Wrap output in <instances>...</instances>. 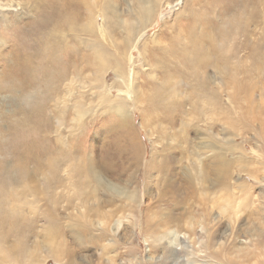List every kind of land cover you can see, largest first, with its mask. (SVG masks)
Returning a JSON list of instances; mask_svg holds the SVG:
<instances>
[{
  "label": "rangeland",
  "instance_id": "rangeland-1",
  "mask_svg": "<svg viewBox=\"0 0 264 264\" xmlns=\"http://www.w3.org/2000/svg\"><path fill=\"white\" fill-rule=\"evenodd\" d=\"M87 1L97 16L99 43L110 55L126 59L123 55L134 45L128 70L132 79L135 71L138 73L139 80L132 87L135 97L145 91L139 85L143 74L156 77L141 56L143 45L147 44L148 56L154 44L167 48L174 24L182 27L176 37L179 45L193 43L182 32L193 23L189 18L188 0ZM254 1L261 10L255 26L257 33L241 36L235 43L245 45L240 53V66L253 74L237 77L244 85L243 90H235L232 80L222 98L234 124L216 121L209 127L208 115L204 113L192 123L190 110L194 100L189 87L196 82L186 78L180 85L186 92L182 91L180 97L183 107L177 113L179 125L170 120L144 125L142 112L136 107L128 110L129 125L122 127L118 125V114L97 110L96 106L102 104L101 95L112 99L123 95L114 85L123 79L118 80L111 70L101 73L97 66L82 71L83 56L89 55V50L79 41L90 38L78 33L82 37L76 40L69 31L71 22L86 24L87 12L72 3L61 5L63 0H0V164L9 181L7 188L12 190L13 182L19 179V220L29 235L23 243L19 240V262L12 255L16 253L14 237L6 244L0 241V264H241L243 259L244 264H264V0ZM205 3L207 0L202 1L203 6ZM192 10L196 14L203 11L200 5ZM158 11L160 14L156 17ZM230 17L217 14L219 26L227 28ZM57 21L60 26L56 25ZM255 27L251 25L250 30ZM51 33L62 40L58 48L59 62L63 67H74L69 74L74 83L68 89L69 81L63 82L66 86L61 84L63 90L57 97L60 109L71 105L63 114L65 123L59 126L55 123L48 130L42 128L40 151L44 167L38 171L28 152L34 147L37 121L30 123L38 117L33 115V105L39 100L47 104L48 113L54 117L52 103H48L51 91L48 95L49 89L36 74L41 71L43 61L40 41L51 37ZM252 44H258L261 55L251 56ZM156 73L158 82L162 81V76ZM208 74L214 81L219 77L213 69ZM92 78H101L104 85L97 87ZM129 97L133 104V96ZM75 102H83L87 108L93 106L95 111L94 115H86L88 122L84 130L72 109ZM181 121L192 123L193 127L184 132ZM60 135L64 143L57 141ZM16 152L19 158L23 157L26 172H16ZM223 159L227 170L219 175L216 169ZM159 161L166 165L164 171L154 168ZM54 163L59 167L57 171L51 169ZM210 169L213 173L209 178ZM49 183L56 196L62 197L59 204L51 205L46 199L38 201V193H46ZM25 186L29 191L24 190ZM37 187L39 190L35 191ZM74 187L80 198L77 196L72 203ZM127 194L134 198L129 199ZM224 201L234 207L240 204L238 213L223 215L219 204ZM7 208L12 210L10 206ZM54 220H58L61 232L58 244L69 252L62 255L60 262L43 245L42 231ZM238 249L247 255L237 254ZM24 251L27 256H22ZM250 258H256L257 262L249 261Z\"/></svg>",
  "mask_w": 264,
  "mask_h": 264
},
{
  "label": "bare ground",
  "instance_id": "bare-ground-1",
  "mask_svg": "<svg viewBox=\"0 0 264 264\" xmlns=\"http://www.w3.org/2000/svg\"><path fill=\"white\" fill-rule=\"evenodd\" d=\"M202 1L203 0H188V3H187V8L189 7V9L191 10L190 11L191 13H189L190 14L189 18L191 19V22H193V23H192L191 27L188 28V30H182V32H185L186 34H188L189 40L193 41L192 44H189V45L185 44V45H183V47H181L179 45L180 42L178 41V39L176 37L181 32L182 27L178 24H176V25L174 24V25H172L173 33H172V35H170V41H169L170 43L168 44L167 48H165L164 46L159 45V44H154L153 48L151 50V53L148 56L147 53H145V50L147 49L146 48L147 44H145L141 47V50H142L141 56L145 60V62L151 66V72L156 74V77H150L149 75L143 74V77H142L143 80L140 81L139 85L142 86L144 88L143 90H145V91H143V93L141 95H139L140 92H138L136 94V97H135V93L132 92V87L135 88V85L137 84V80H139L138 73L135 71V73L133 74V79H132V77H130V72L128 70V66L130 65L129 62L131 63V60H132L131 55L133 52V46L134 45L129 47L127 54L123 55L124 58H126V59H123V57H119L115 54L110 55L109 52H107L108 50H106L105 46L100 44L99 40L97 38V25H96L97 24V22H96L97 16L95 14L94 7L87 0H71V1L70 0H63L61 5L67 6L68 4L72 3L76 7H79L80 9L81 8L84 9V11L87 12V15L89 18V20L86 21V24H79L77 22H71L70 26H69V31L71 32L72 37L74 39H76V40L78 39V37H79L78 33H80V34L84 33V34H86L87 37L90 38V39H86L83 42L79 41V43H83L84 47H86L89 50V55L86 54L83 56V63H82L83 66H82L81 70L85 72L87 70H91L94 66H97L98 67L97 69H99L101 71V73H103V70L107 71L108 73L111 70V71H113L114 75L116 77H118V80L120 78L123 79V82L114 83V85L120 89L119 91L121 93H123V95H119L115 99L114 98L112 99V97L110 98L106 94L101 95L100 99L103 101H102V104L99 105L100 107L96 106L97 110L100 109V110H105V112L118 114L120 116V121H119L118 125H121L122 127H124L125 125L128 124L126 122V116H127L128 110L130 108H136V107L139 110H141V112H142V117H143L142 119H144L142 123L144 125L154 124V123L157 124L158 122H160V120H166L167 121L166 123H168L169 122L168 120H170L171 123H173V124L177 123L178 124L179 119L177 121V117L180 116V114L177 115V113L183 107V104H182V101L180 100L181 99L180 97L182 96L181 93H183L184 90H181V89H185L182 86H181L182 87L181 88L180 85H181V82L183 79L187 78L188 80H190L192 78L191 81L195 80V82H196L194 85H191V87H189L193 93V96L191 93H190V95L192 96V99L194 100L192 102L191 110H190V114L193 118L192 123L196 119L198 120L200 118V114H202V113L208 115L209 127L212 126L213 123H215L216 121L222 122L223 124L224 123L227 124V123H230L232 121L231 117H230L231 114L229 113L228 107L225 104V102L223 101L225 94H226L224 92H225V90L228 89L227 85L232 80H234L235 83H234L233 87L235 88V90L236 89L241 90L242 88H244V85L239 83V80L237 77L241 76V75H245V77L247 78L249 75L253 74V73L250 74L251 70H246L240 66V64L242 63V60H241L242 57L240 56V53L245 48L244 47L245 45L244 44H235V43L237 42V39L239 40V38L241 36H245L246 34L248 35L250 32L253 35H255L257 33L256 32L257 27H255V26L258 24L257 22L259 21L258 18L261 15L260 14L261 10L256 8L255 5L257 3L254 0H207V3H205L206 4L205 6L202 5ZM196 5H200V7L203 11L200 13H197V14L194 13L192 8ZM191 6H193V7H191ZM54 7H55V5H54ZM61 7H63V6H61ZM57 8H59V7H57ZM235 12H236V15H235ZM192 13H194V14H192ZM159 14H160V11L157 12L156 17H158ZM208 14L213 15V17L212 18L208 17ZM217 14L219 16H221V15H228V17L231 16L229 19H232V20H230L229 22H227V20H226V22L228 23V24L226 23L228 25L227 28L224 26L223 27L219 26V23H218L217 18H216ZM180 16H183V15H181V13H180ZM149 20L151 21V19H149ZM149 20H147V21L150 22ZM66 21H67V18L64 19L63 23H66ZM215 22H217V27H214V25H216ZM59 24H60L59 21H57L56 25H59ZM165 25L166 24H164V27H166ZM251 25H254L255 30H252V31L250 30ZM148 29L149 28H147V29L144 28L143 30L148 31ZM128 30H129V27H128ZM143 30L139 34V36L141 34H143ZM160 32L162 33L163 30H161ZM80 37H82V36H80ZM135 38H137V37H135ZM83 39H85V38H83ZM204 41H206L207 44H201ZM61 42H62V40L57 39V37H55V35L51 33V37L48 38V36H46L43 41H40V44L38 43L42 47L43 61H41L42 62V66L40 68L41 71H39L36 74L38 75V78H40L41 81L44 82L45 86L49 89L48 95L50 94V91H51L50 98L49 99L47 98V99H48V103L49 102L52 103L50 108L54 111L53 112L54 117H53L50 113H48L49 108L47 107V104H45V103L43 104L41 102V100L37 101L33 105L34 106L33 107V111H34L33 115L38 116V117L36 120L33 119L32 123H30V124H35L37 121V124H36L37 127H35V128L38 131V133L39 132L40 133L39 134L37 133V136H35L33 141H32L34 147L28 151V148L30 147V145H29L27 147V151L29 152L30 158L35 160L38 171H43V167H44L43 162L41 161L42 160V154H41L42 152L40 151V149H42L41 142H43V134L41 132L42 128L48 130L53 125H55V123H58V125L56 124L57 126H59L60 123H65V117L64 116L69 111V107L71 106V105L67 106L68 105L67 104V105H65V107L63 106L64 108L60 109L59 102H58V99H59L58 96L61 94V90H63V89H61V88H63L61 84H63V82H66V84H67V81H69V83L67 84V86H68L67 88L69 89L70 86L73 85V83H74V79L72 80V79H70L71 77L69 78V74L71 72V69H74V67L70 66V67L66 68L65 65L63 67L62 64L59 62L58 48L60 47L59 44H62ZM106 46H107V44H106ZM259 49L260 48H259L258 44H254V45L252 44L251 56H253V55L256 56V54L261 55V52ZM210 52H215V54L210 55L209 54ZM259 60H260V58H259ZM133 61H134V59H133ZM210 69H213L214 72L217 75H219L218 78L217 77L215 78V81H214V78H210V76L208 74ZM77 71H79V70L77 69L76 72ZM156 71L159 72L160 76H162L163 80L162 81L160 80V82H158L159 78L157 76ZM91 77L92 76H89L88 78L91 79ZM180 78H182L181 81H180ZM30 79H32V78H30ZM92 79L96 81L95 85L97 87L104 85L101 78H98V79L92 78ZM91 84H93V83H91ZM64 86H66V85H64ZM91 86H93V85H91ZM188 86L189 85L187 84V87ZM145 87H148L149 90L146 89ZM109 89L112 90L114 88L110 87ZM130 89H131V91H130ZM247 91H248V89H247ZM239 92H237V93H239ZM130 95L133 96V98H134L133 104L131 103L132 101H130V97H129ZM188 95H189V92H188ZM191 96H189V97H191ZM57 97H58V99H57ZM189 99H191V98H189ZM83 102H75V104H73V106H72V109L74 111V114L76 115V121H82L80 126L83 127V130H84V128H86V125L88 122L87 121L88 119H85L86 115H88L89 113L94 115L93 112H95V111H93L94 110L92 108L93 106L87 108V105H85L84 104L85 102L84 103ZM189 102H190V100H189ZM130 104H132L133 107ZM186 104H188V102ZM199 104L201 106H199ZM184 106H186V105L184 104ZM35 111L38 113L36 114ZM145 112H146V114H145ZM63 114H64V116H63ZM53 118H55V120ZM186 119H187V117H186ZM27 121H28V119H27ZM185 121H187V120H185ZM182 123H183L182 124L183 130L186 128L188 129L190 127H193V126H191L192 123L191 124H189L188 122H182ZM205 123L206 122L204 121V124ZM231 123H233V121ZM45 124H46V127H43ZM161 126H163V124H161ZM209 130H211V129H209ZM162 131L164 132V130H162ZM54 132H56V131H54ZM58 132L59 131L57 130V134H58ZM184 132H186V130H184ZM131 133L134 136L133 131ZM174 135H176V134H174ZM71 136L73 137L74 135L72 134ZM175 138H177V136H175ZM56 139L58 142L64 143L63 136H61V135L57 136ZM76 150H77V148H76ZM32 151H35V153H33V156L31 157ZM68 152H69V150H68ZM60 153H62V151H60ZM136 155H137V157H139L138 156L139 154H136ZM15 157H16L15 160L17 161L16 172H18V174H19V170L25 171V161H24L23 157L19 158V152L15 153ZM137 159L139 160V158H137ZM76 163L78 164V162H76ZM218 164H219L218 169H216L218 171V174L224 175V172L227 170V165H226L224 159L222 160V162H220ZM2 165L3 164H0V241H1V243L6 244L9 242V239L11 237H14V239L17 242L15 244L16 245V253H12V255L14 256L15 260L17 262H19V248H20L19 247V240L21 241V243H23L25 241V239H27V237L29 236V235L27 236V233H26L27 231L22 226L23 224L20 221L21 218L19 220V215H21V214H19V206H20V204H19V198H20V196H19V193H20L19 192V184L20 183H19V179L16 181L12 180V181H14L13 182V189L10 190L9 188H7L9 181L4 177L6 175L5 174L6 171L4 169H2ZM216 165L217 164L215 163V166ZM153 166H154V168H157L159 170V172L164 171V168L166 167V165L161 164L160 161L156 162V164ZM210 166L212 167V165H210ZM51 167H48V168H51L52 170L54 169L55 171H57L59 169V167H57V165H55V163L53 165H51ZM121 167H123V166H121ZM212 169H210V171L207 172L208 175L206 174L207 177H209V178H210V174L212 172ZM152 170H153V168H152ZM73 172H76V170ZM205 173H206V171H205ZM25 179H27V178H25ZM219 180H221V179H219ZM222 184H225V183L223 182ZM10 185H9V187H10ZM24 190L29 191L28 186H25ZM36 190H39V188L37 187V189H35V191ZM53 190H54V188L51 186V183H49L48 186L46 187V193L39 194L37 192L38 193V201L46 199L51 205L59 204L62 197L60 196L58 198L55 194V190H54V194H53ZM87 191L88 190H86V192ZM198 191H200V190H198ZM205 192L208 193L207 191H205ZM34 193L36 194V192H34ZM30 194H31V192H30ZM78 195H79V191L76 190V188L74 187L73 194H72V196L70 195L72 197V199L70 198L72 200V203H73L74 198H76ZM127 196L129 199H131V197H133L129 194H127ZM82 197H83V201H85L84 195ZM209 198H211V197H209ZM67 199H68V197H67ZM71 200H70V202H71ZM80 201H82V200L80 199ZM220 204H219V207L221 206L220 208H221V212L223 215L230 214L232 211L236 212V214H237L239 207L241 208L240 204H239V207H234V206H231L232 205L231 203H230L231 205H228V203L226 201H224L221 205ZM67 205L69 206L70 203L68 202ZM206 205H209V204H206ZM9 206H10V208L12 207V210L7 208ZM209 212H211V211H209ZM104 214H102L103 218H106L108 220V216H106ZM111 214H114V212ZM113 217H114V215H113ZM25 221L28 222V218ZM57 223H58V220H54V222L49 223V226H46L43 229L42 234L45 238L43 241L45 251H47L50 255H53V257L56 259V261L60 262L62 255L68 254L69 252L67 253V251L65 249H63L60 244H58V241H59L58 236H59V233H61V232H60V230H58ZM26 226H27V224H26ZM29 230H30V228H29ZM213 236L215 237V235H213ZM210 239H212V238H210ZM49 243H51V244L49 245ZM12 251H14V250H12ZM236 252H238L237 254H246V253H244L243 250H240V249L236 250ZM253 254L256 255V253H253ZM25 255L27 256L26 252L25 251L22 252V256H25ZM251 256H252V254H251ZM221 257H222V255H221ZM238 259L242 261V258H238ZM251 260H255L257 262L256 258H250L249 261H251ZM244 263H245V261L243 259L241 264H244ZM246 264H247V262H246Z\"/></svg>",
  "mask_w": 264,
  "mask_h": 264
}]
</instances>
